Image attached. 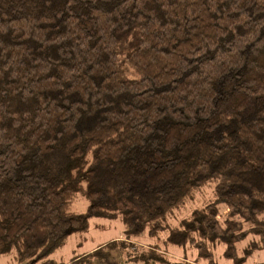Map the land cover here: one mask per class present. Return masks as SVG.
Returning a JSON list of instances; mask_svg holds the SVG:
<instances>
[{"label":"trees","instance_id":"obj_1","mask_svg":"<svg viewBox=\"0 0 264 264\" xmlns=\"http://www.w3.org/2000/svg\"><path fill=\"white\" fill-rule=\"evenodd\" d=\"M207 184L165 244L243 264L264 249V0H0V257L60 264L94 218L155 237Z\"/></svg>","mask_w":264,"mask_h":264},{"label":"rangeland","instance_id":"obj_2","mask_svg":"<svg viewBox=\"0 0 264 264\" xmlns=\"http://www.w3.org/2000/svg\"><path fill=\"white\" fill-rule=\"evenodd\" d=\"M213 200V186L211 184L194 191L179 208L174 209L167 215L165 220L166 229L159 232L155 237H151L147 232H144L127 239L125 224L121 217L113 220L91 219L86 232L69 235L63 246L54 252L50 258L56 263L66 264L74 258L86 256L100 250L106 255L105 259L100 261L94 258L92 264H167V262L182 264L185 263L184 261L190 264H206L203 261H197L196 251L191 246H171L165 244V241L168 229L179 228L183 221L190 218L194 210L202 209ZM87 207V200L81 194H78L75 201L68 207V212L84 213ZM225 213L226 208L221 205L218 214L221 223L225 220ZM255 239L253 235H250L240 242L238 244V254H242L250 245V242ZM109 244H113V246L107 249L106 246ZM151 251L154 252L151 253ZM157 254L158 256H165L166 263L163 261L164 259L155 257ZM213 254L215 264H233L223 256V246L221 244L215 245ZM151 257L154 259H150ZM0 264L18 263L14 253H12L1 256ZM243 264H264V249L251 253Z\"/></svg>","mask_w":264,"mask_h":264}]
</instances>
